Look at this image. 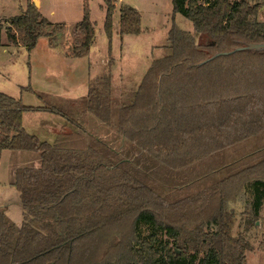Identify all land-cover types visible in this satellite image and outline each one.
<instances>
[{"label":"trees","instance_id":"1","mask_svg":"<svg viewBox=\"0 0 264 264\" xmlns=\"http://www.w3.org/2000/svg\"><path fill=\"white\" fill-rule=\"evenodd\" d=\"M88 1H82L83 16L68 48L73 59L88 56L94 45ZM101 1L110 52L116 9L113 0ZM171 5L173 16L187 19L201 42L173 24L167 34L171 53L152 61L128 104L113 102L109 69L70 110L28 107L0 92V158L3 151L40 157L37 167L14 170L21 223L5 218L0 206V264H246L251 246L241 235L231 236L234 206L242 186L252 182L256 195L246 223L255 226L264 200V161L167 204L105 158L112 150L104 143L95 149L86 142L93 137L87 130L92 115L122 140L179 170L264 132V52H235L199 66L211 53L232 51L239 45L235 40L264 43V26L255 20L260 5L245 0H171ZM119 8L117 35L142 34L139 12ZM65 29L28 4L10 20L6 36L28 53L40 38L57 47ZM29 111L64 120L52 142L24 131L22 117ZM141 225L150 229L148 236L138 232ZM157 232L170 242L158 241Z\"/></svg>","mask_w":264,"mask_h":264},{"label":"rangeland","instance_id":"2","mask_svg":"<svg viewBox=\"0 0 264 264\" xmlns=\"http://www.w3.org/2000/svg\"><path fill=\"white\" fill-rule=\"evenodd\" d=\"M23 1L0 0V18L19 14V6H23ZM34 1H29V4L34 5ZM41 1L42 11L50 23H63L66 27L58 37L57 43L63 46L70 45L77 36L75 25L83 16V0ZM235 1L239 0H229L230 3ZM245 1L249 5L254 3L260 5L255 20L264 26V0ZM121 2L139 12L143 31L141 35L124 37L117 35L118 9L122 4L113 0L116 12L113 17L111 53L108 55V43L102 26L105 16V10L100 8L102 1L89 0L88 9L90 21L95 27V40L88 56L79 60H64L47 45L46 37L38 39L35 50L28 53L24 48L14 50L0 46V92L10 97L21 96L23 103L28 106L53 105L63 111L70 110L74 109L78 99L85 95L89 81L87 74L92 78L89 82L93 83L97 80L93 79L97 74L100 76L109 69L112 78L110 95L113 102L128 104L152 61L171 53L167 34L173 24L180 30L190 32L197 43L201 42L200 34L187 19L179 14L173 16L171 0H121ZM8 24L9 20L0 19V31L4 34ZM3 33H0V40L5 39ZM213 54L215 53H211L206 59ZM29 86L37 92V95L20 90L21 87ZM29 115L30 118H35V115ZM54 119L62 121L59 116ZM25 123L27 124V120ZM87 130L93 135L86 138L89 146L99 149L104 143L112 150L102 154L105 158L118 165L131 178L142 183L167 204L192 197L229 176L264 161V132L211 154L186 168L174 170L122 140L117 132L92 115L87 116ZM38 133L39 139L44 141L45 136L40 134V131ZM95 138L100 139L101 142L98 143ZM11 164L13 162L8 161L7 157L0 163L1 180L7 179L6 174ZM251 183H246L240 190L239 203L234 206L237 218L231 236L235 239L241 235L251 246V250L246 252V264H264V200L259 207L255 226H247L246 223L250 217L253 196L256 195V186ZM6 197H1L0 200ZM12 198L9 195L7 199L15 203V194ZM16 207L11 205L7 207L8 211L4 210L5 218L11 222L13 221L8 218L9 213L19 219L17 212L15 214ZM121 229L124 230L123 227ZM138 232L142 236L151 233L148 227L142 225L138 228ZM157 238L158 241L170 242L161 232H157ZM196 263L197 261L193 264Z\"/></svg>","mask_w":264,"mask_h":264},{"label":"crops","instance_id":"3","mask_svg":"<svg viewBox=\"0 0 264 264\" xmlns=\"http://www.w3.org/2000/svg\"><path fill=\"white\" fill-rule=\"evenodd\" d=\"M29 1L33 2L34 0H24L23 1V6H19V9H20L19 10L20 11L19 14L12 15L9 18H0V19L9 20V22H10L11 19H13L14 17L19 16L23 12V10L26 9L27 5L29 4ZM37 2H38V7L37 8L35 7V8L41 13V15L43 17H46L45 14L42 11V1L41 0H37ZM117 2L122 4V5H125L124 3L121 2V0H117ZM118 12H119V9H118ZM118 20H119V16H118ZM8 26H9V24L6 26V28ZM5 32H6V30H5ZM0 33H3V32L0 31ZM3 36H5V39L0 40V46H5L8 49L12 48L14 50L23 48L20 45L15 46L13 44H9L6 34L3 33ZM47 45H48V43H47ZM48 46L50 47V45H48ZM60 46H61L62 49L60 48ZM64 46H63V44L60 45V43L58 42L57 43V47H55V48L50 47V48L54 52L56 51L57 54H59L58 56L59 57L61 56L62 59L70 60V61L74 60L73 58L68 56L69 45L65 44ZM110 53H111V51L110 52L108 51V55H110ZM77 60H79V59H77ZM89 65L91 66V64H89ZM87 76L89 78V81H91L92 78H91L90 74H87ZM97 76H98V74L93 79L96 80ZM89 81H88V86L91 83ZM22 88H26V87H21L20 88L21 91H25V90H22ZM87 90H88V88H87ZM87 90H86V92H87ZM25 92H28V91H25ZM30 92H32L34 94L37 93V92H35L32 89V87H31V91ZM86 92H85V94H86ZM83 96H81V97H83ZM19 97L20 98H18V97L17 98L13 97V98L20 100L22 102V104H24L23 103V97H21V96H19ZM79 99H81V98H79ZM25 106H28V105H25ZM29 106H32V105H29ZM46 106H33V107H46ZM29 114L35 115V118H33V119L30 118L31 116ZM56 117H57V115L51 114L49 112L45 113L43 111H29L28 113H24V115L22 117V126H23L24 131L27 134L34 135L38 139H39V135H38L39 133L38 132L40 131L41 132L40 134L45 136L44 141L39 139L40 141L52 142L56 138V136L59 134V132L62 129V127L64 126V120L60 117L62 119V121L59 122L56 119H54ZM25 120H27V124L25 123ZM8 153H10V154H8ZM5 157H7L8 161H12L13 164H11L9 169H8V172L6 174L7 175V179L6 180L5 179L4 180L0 179V198L4 197V196L6 197L7 194H8V196L10 195L11 199H13L12 196H14V194H15L16 198H15V203H12L13 201L11 199H7L8 198V196H7L6 198H3L2 200H0V206L3 208V210H7V207L11 206V205H13L14 207L17 206L16 207L17 209H15V214L17 212V215L19 216V219L18 218H14V215L12 213L8 214V218H10V220L13 221L12 222L13 224L19 225L23 218H22V209H21L20 205L18 204V201L16 200L17 199L16 190H15V187L13 186V184H12L13 183L14 170L16 168H18V167H31V166L37 167L39 165V158L40 157H39V155L37 153H34V152L3 151L2 154H1V158H0V163L2 162L3 159H5ZM15 221H19V222H15Z\"/></svg>","mask_w":264,"mask_h":264},{"label":"water","instance_id":"4","mask_svg":"<svg viewBox=\"0 0 264 264\" xmlns=\"http://www.w3.org/2000/svg\"><path fill=\"white\" fill-rule=\"evenodd\" d=\"M34 6L38 7L37 1H34ZM235 42L239 44V46L234 48V50L230 52H217L213 54L212 56H210L208 59L200 62L199 66L216 59L218 56H228V55L234 54L235 52H250V53H255V52L263 53L264 52V43H254V42L248 43V42L239 41V40H235Z\"/></svg>","mask_w":264,"mask_h":264}]
</instances>
